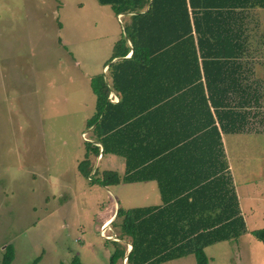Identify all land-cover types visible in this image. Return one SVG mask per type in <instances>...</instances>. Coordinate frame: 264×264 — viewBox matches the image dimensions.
<instances>
[{"label": "trees", "instance_id": "1", "mask_svg": "<svg viewBox=\"0 0 264 264\" xmlns=\"http://www.w3.org/2000/svg\"><path fill=\"white\" fill-rule=\"evenodd\" d=\"M97 1L122 13L123 31L104 63L109 73L90 77L95 109L77 168L103 185L154 177L163 169L162 204L118 206L109 223V264L124 257L125 264H159L188 253L196 264H209L205 246L246 229L225 171L220 131H243L250 100L264 95V76L245 79L242 60L244 11L264 8V0ZM262 46L264 53V35ZM114 57L121 59L109 63ZM111 91L118 101L110 99ZM105 153L124 157L123 175L97 167L91 173L93 160ZM251 233L264 243V226ZM14 258V245L4 244L0 264H16ZM39 260L37 255L31 264ZM61 264L83 262L74 255Z\"/></svg>", "mask_w": 264, "mask_h": 264}, {"label": "rangeland", "instance_id": "2", "mask_svg": "<svg viewBox=\"0 0 264 264\" xmlns=\"http://www.w3.org/2000/svg\"><path fill=\"white\" fill-rule=\"evenodd\" d=\"M256 14L242 60L245 79L260 80L264 26ZM122 31L110 5L97 0H0V257L12 243L16 264L37 255V264L74 255L83 264H109L114 245L106 236L114 229L103 220L118 206L157 201L155 182L103 185L77 168L95 109L90 77L105 69ZM253 100L244 133L255 134L227 133L225 141L246 229L205 246L209 264H264V243L251 233L264 226V95ZM104 158L93 160L91 173L110 167ZM113 161L123 174L122 161ZM246 203L260 207L250 213ZM159 264L196 261L188 253Z\"/></svg>", "mask_w": 264, "mask_h": 264}, {"label": "crops", "instance_id": "3", "mask_svg": "<svg viewBox=\"0 0 264 264\" xmlns=\"http://www.w3.org/2000/svg\"><path fill=\"white\" fill-rule=\"evenodd\" d=\"M113 12V11H112ZM256 12H259V20H260V24L261 25H263L264 26V8H262V7H258V6H256V7H254V8H250V9H246L245 11H244V14L246 15V17H245V19L243 20V25L244 26H248L249 24H250V21H252V19L254 18V21H256L257 20V18H258V16H257V14H256ZM115 17L117 18V20L122 24L123 22V20H122V13H118V14H116L115 15ZM253 21V22H254ZM122 27H123V25H122ZM118 37L119 36H117L116 37V39L114 40V42L118 39ZM114 42H113V44H114ZM129 43H130V41H129ZM113 44H112V46H113ZM131 44V43H130ZM131 54V51L128 53V55L127 56H129ZM110 56H111V53H110ZM121 59V58H120ZM114 62V61H113ZM105 63V62H104ZM104 63H103V65H104ZM109 63H111V62H109ZM103 68H105V69H101L100 70V72L101 71H103V72H105L106 70H107V68H108V64H106L105 66H103ZM108 73H109V71H108ZM109 95H112V96H115L116 97V99H114V100H112V101H118V96H117V94L114 92V91H111L110 92V94ZM111 99V98H110ZM249 108V107H248ZM243 110H244V108H243ZM249 113V112H248ZM253 113V112H252ZM214 117H215V114H214ZM249 116H248V114L246 115V117H245V119H244V123H243V126L246 124V121H247V118H248ZM216 124L218 125V122H217V120H216ZM227 133H240V134H248V135H254L255 134V132L254 131H250V132H245L244 133V130L243 131H240V132H223L222 130L220 131V136H221V141H222V149H223V159H224V161H225V165H226V168H225V171L227 172V170L229 171V174H230V176H231V185L233 186V188H234V190H235V192H236V195H237V198H238V206H239V212H240V214L242 215V217L244 218V221H245V225H246V218H245V215H244V208H243V203H241L242 201L240 200L241 198H240V196H239V190H238V187H237V185H236V183L234 182V179H233V174H232V169H231V163H230V158H229V154H228V152H227V149H226V144H225V141H226V134ZM103 155H105V158H106V160H110L108 163H106L107 165H109L108 167H109V169H113L112 168V163H114V161L113 160H120V161H122V163L123 164H121V171L123 172V174L125 173V159H124V157H122V156H119V155H117V154H114V153H105V154H103ZM103 155H101V154H99L98 155V158H97V160L99 159H101L102 157H103ZM104 158V159H105ZM123 159V160H122ZM221 157H219V160H218V165H221ZM164 167H166V166H164ZM166 169V168H165ZM116 170V169H115ZM118 171V170H117ZM123 174H121V175H123ZM155 175L156 176H154V177H149V178H141V179H139V180H134V181H124L125 183H133V182H140V183H150V182H155V187L153 188V192L155 191V190H157V192H156V202H153V203H151V204H147V205H159V204H162L163 203V198H162V194H161V189H160V179H159V177H161V179L163 180V169H162V167H160V168H158L156 171H155ZM251 197H252V195L251 194H249V193H246L245 194V201H247V200H250L251 199ZM262 198H264V196H262ZM147 205H145V206H147ZM246 205H247V208H248V210H249V212L250 213H254V211H253V208H259L260 206H258V205H254V204H247L246 203ZM261 206H264V203L261 205ZM115 212L113 211V212H111V214L110 215H108L104 220H103V224H104V222L106 221V224L110 221V220H112L114 217V214ZM113 217V218H112Z\"/></svg>", "mask_w": 264, "mask_h": 264}, {"label": "water", "instance_id": "4", "mask_svg": "<svg viewBox=\"0 0 264 264\" xmlns=\"http://www.w3.org/2000/svg\"><path fill=\"white\" fill-rule=\"evenodd\" d=\"M129 45H131V44L129 43ZM120 58H121V57H114V58H112V59L110 60V62H113V61L119 60ZM86 140H90V139H86ZM94 142H97V141H94ZM97 158H98V156H97ZM110 221H111V220H110ZM110 221H109V223H110ZM109 223H107V224H109ZM107 224H106V225H107ZM104 227H105V225H104ZM106 238H111V239H113L114 236H110V237H107V236H106ZM116 239H118V238H116ZM130 249H131V244H129V249H128L127 253L130 251ZM125 259H126V257L123 258L124 263H125Z\"/></svg>", "mask_w": 264, "mask_h": 264}, {"label": "built area", "instance_id": "5", "mask_svg": "<svg viewBox=\"0 0 264 264\" xmlns=\"http://www.w3.org/2000/svg\"><path fill=\"white\" fill-rule=\"evenodd\" d=\"M109 97L111 98V100L116 99V97H115V96H112V95H109ZM84 133H86V132H84ZM86 139H88V138L85 137V140H86Z\"/></svg>", "mask_w": 264, "mask_h": 264}]
</instances>
